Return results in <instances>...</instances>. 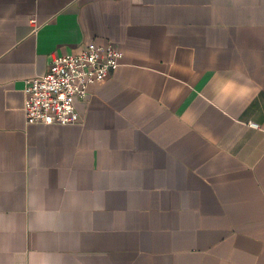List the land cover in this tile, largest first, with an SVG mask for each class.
Here are the masks:
<instances>
[{"label":"crops","instance_id":"1","mask_svg":"<svg viewBox=\"0 0 264 264\" xmlns=\"http://www.w3.org/2000/svg\"><path fill=\"white\" fill-rule=\"evenodd\" d=\"M91 42L123 58L80 121L29 123ZM0 264H264V0H0Z\"/></svg>","mask_w":264,"mask_h":264},{"label":"built area","instance_id":"2","mask_svg":"<svg viewBox=\"0 0 264 264\" xmlns=\"http://www.w3.org/2000/svg\"><path fill=\"white\" fill-rule=\"evenodd\" d=\"M34 31L38 25L32 19ZM123 52L116 43L85 45L78 54L53 53L49 70L25 81V113L31 124L67 125L80 121L77 99H85L89 87L102 83L117 69Z\"/></svg>","mask_w":264,"mask_h":264},{"label":"clouds","instance_id":"3","mask_svg":"<svg viewBox=\"0 0 264 264\" xmlns=\"http://www.w3.org/2000/svg\"><path fill=\"white\" fill-rule=\"evenodd\" d=\"M248 88V83L244 81V77L240 73H236L235 79H220L214 85V91L221 97H239L244 95Z\"/></svg>","mask_w":264,"mask_h":264}]
</instances>
